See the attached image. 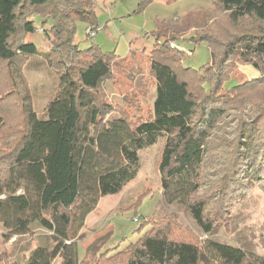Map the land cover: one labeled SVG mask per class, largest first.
I'll return each instance as SVG.
<instances>
[{
    "label": "trees",
    "instance_id": "1",
    "mask_svg": "<svg viewBox=\"0 0 264 264\" xmlns=\"http://www.w3.org/2000/svg\"><path fill=\"white\" fill-rule=\"evenodd\" d=\"M211 9V22L187 38L209 49V60L198 69L186 66L180 51L170 46L179 35L173 27L151 32L147 61L155 95L149 114L132 121L129 110L109 102L104 91L105 82L119 81L121 67L112 66L119 56L96 43L79 48L74 41L75 20L98 27L90 0H0V77L10 83H0V136L6 124L1 108L11 103L20 108L22 126L0 151V225L7 238L45 232L22 260L8 261L0 254V264H52L56 257L59 264H98L100 257L105 264H264L263 256L234 245L210 238L199 243L195 234L164 218L138 221L137 230L145 225L147 230L112 255L103 252L119 243L98 252L92 248L99 238L84 251L83 262L78 257L77 237L86 216L101 197L118 193L135 177L138 150L159 136L165 137L158 164L162 192L170 202L184 203L203 232L210 233L217 220L208 216L206 197L198 194L197 166L211 127L230 108L241 113L248 107L253 143L248 151L240 149L247 121L238 115L224 168L231 178L219 185L224 186L219 213L234 199L233 188L226 186H252L239 183L246 165L252 164L256 180L264 181V0H212ZM141 11L143 6L133 13ZM32 12L49 23L43 28L47 56L59 72V85L41 117L19 82L22 63L39 53L27 41L28 33L37 31ZM119 59L122 65L130 60ZM238 61L251 65L259 77L231 84ZM135 103L130 98L129 106Z\"/></svg>",
    "mask_w": 264,
    "mask_h": 264
},
{
    "label": "rangeland",
    "instance_id": "2",
    "mask_svg": "<svg viewBox=\"0 0 264 264\" xmlns=\"http://www.w3.org/2000/svg\"><path fill=\"white\" fill-rule=\"evenodd\" d=\"M90 1L93 4L98 21L97 32L91 40L88 39L85 33L87 22L75 20L74 41L79 48H87L91 43H96L103 52L115 51L120 57L128 56L130 58L125 65L120 63L119 58L113 61L112 66L114 69L121 67L122 71L120 70L118 74L119 81L104 83V91L109 102L129 110L132 121L144 117L149 114L155 95L154 82L149 75L147 61V54L152 46L153 37L150 36L151 34L146 35L145 33L153 27L160 26V24H154L159 23V19H163L164 22L169 20L166 17L159 18L160 15L163 16L164 12L170 15L171 10L168 8L177 5L183 6L188 0H177L171 5H163L161 2H165V0H154L150 7L145 8V12L141 11L142 13H133L132 11L137 7H142L146 0ZM190 1L192 5L195 4V8L186 16L184 24H189L186 30L178 29L179 26L176 27L181 24L183 17L181 10L177 13L180 18L170 19L167 25L180 30L177 39L170 42L181 49L172 48L180 51L183 63L186 66L198 69L209 60V49L206 43L195 44L187 38L191 37L197 27H202L211 22L212 9L211 5L208 4L206 11L203 7L204 10L195 15L198 11L197 7L206 5L207 2H205L206 0ZM190 6L186 5L185 11L189 10ZM154 14H157L155 19L153 18ZM29 17L33 19V24L36 27L46 28L49 25V23H43L41 16L35 12H32ZM176 21H179V24ZM27 41L35 43L38 46L39 53L27 56L26 62L22 63L19 82L22 87L25 85V90L23 89L25 91L24 96H27L32 109L41 117L46 103L57 90L59 72L49 62L47 56L48 45L44 30L37 29L34 33H28ZM232 75L231 84L259 77L258 71L242 61L237 62ZM0 83L4 87L10 85L2 77H0ZM3 90L6 91V89ZM132 97L136 98V103L134 106H129ZM9 99L14 101L15 95H11ZM1 111L6 124L0 136V151L7 148L10 140L16 139L20 135L18 130L22 127L21 111L14 103H11L9 107L1 108ZM248 112V107H245L241 113L237 108H230L225 118L211 127L210 133L207 135L209 142L204 145L201 152L200 165L197 166V174L201 179L198 194L206 197L208 216L211 214L217 220L210 233L203 232L184 203L170 202L162 192L158 164L165 137L159 136L153 144L138 150L139 167L135 177L126 183L118 193L106 194L101 197L97 207L86 216L84 226L80 229L77 237L79 260L83 262L87 258L83 256L84 251L95 240L101 238L100 244L92 248H96L95 250L98 252H103V249L107 250V248L116 246L119 243L117 247L112 248L110 251L103 252L104 257H107L118 252L117 250H120L129 242L135 241L147 230L149 227L147 225L143 226L142 230H137L138 221L147 219L149 220L148 223L152 224L153 221L163 218L164 220H170L183 232L195 234L199 243H202L206 238H210L264 257V181L256 180L255 167L252 164L246 165L244 175L239 177L240 184L244 183L249 186L248 182H250L252 186L246 188L241 185L226 186V189L233 188L234 199L229 206L219 213L222 208L219 205V195L222 187H224L219 185L223 184L228 177L231 178L230 173L227 174L228 169L224 168L229 163L231 152L229 141H232L237 133L238 115L249 122L243 123L244 133L242 137L244 142L240 145V149L243 148L248 151L251 149V143H253L254 132L249 131L251 119ZM9 126L11 128L13 126L14 130L10 131ZM3 135L7 140L3 138ZM234 176L233 171L232 178ZM231 189H229L227 195L231 193ZM139 197L143 198L137 203ZM134 216H138V221L133 220ZM44 234L45 232L37 230L33 234L7 238L0 225V254L5 255L8 261L22 260L35 245L44 239ZM110 258L114 259V257ZM103 259L100 257V263L98 264H105ZM111 262L109 261V264H112ZM59 263L60 258L56 257L52 264ZM91 263H93L92 260H89V264ZM116 263L115 261L114 264Z\"/></svg>",
    "mask_w": 264,
    "mask_h": 264
},
{
    "label": "crops",
    "instance_id": "3",
    "mask_svg": "<svg viewBox=\"0 0 264 264\" xmlns=\"http://www.w3.org/2000/svg\"><path fill=\"white\" fill-rule=\"evenodd\" d=\"M142 1V0H141ZM177 0H172V1H170V0H165V2H161V3H163V5H171L172 3H174V2H176ZM211 1L212 0H206L205 2H207V4L206 5H202V6H198L197 7V9H198V11L195 13V15L196 14H198V12H200L201 10H204L205 9V11H206V9H207V5L209 4V5H211ZM145 2V4L143 5V12H145V8H147V7H150L152 4H153V2H154V0H146V1H144ZM160 2V1H159ZM171 2V3H170ZM186 5H191L190 6V8H189V10H186L185 11V6ZM195 5V4H194ZM194 5H192V3H191V1L190 0H188V1H186V4L185 5H183V6H180V5H177V6H174V7H172V8H168V9H170L171 10V12H170V15L169 14H167V13H165L164 12V14H163V16H161L160 15V17L159 18H164V17H166V19L168 20H170V19H174V20H176V19H179L180 17L178 16V14L177 13H179V10H181L182 11V14H183V17H182V19H181V24L180 25H175L176 27H178V29H180V30H186V28H187V26L189 25H186V24H184V21L186 20V16L187 15H189L190 13H191V11H192V9L193 8H195L194 7ZM204 7V9H202ZM139 7H137V8H135V9H138ZM134 9V10H135ZM133 10V11H134ZM132 11V12H133ZM142 13V12H141ZM156 15L157 14H154L153 15V18L155 19L156 18ZM168 16H170V18H168ZM175 16V17H174ZM179 17V18H178ZM157 20V19H156ZM169 20L167 21V22H169ZM153 21H155V20H153ZM156 22V21H155ZM167 22H164L163 21V19H159V23L158 22H156V23H154L155 25H158V24H160V26H158V27H153V29H150L149 31H147L145 34L146 35H150L151 34V32H153L154 30H158V29H161V28H167L168 27V23ZM176 22H178V24H179V21H176ZM175 23V22H174ZM154 25V26H155ZM173 27V30H176V31H178V32H180V30H177V28H174V26H172ZM171 28V27H170ZM151 36V35H150ZM153 37V36H152ZM186 37V36H185ZM182 38H183V36H182ZM119 56V55H118ZM119 58H122V57H120L119 56Z\"/></svg>",
    "mask_w": 264,
    "mask_h": 264
},
{
    "label": "built area",
    "instance_id": "4",
    "mask_svg": "<svg viewBox=\"0 0 264 264\" xmlns=\"http://www.w3.org/2000/svg\"><path fill=\"white\" fill-rule=\"evenodd\" d=\"M38 30L43 31V27H37ZM98 27H94L93 25H87V27L85 28V33L89 36V37H94V35L97 32ZM170 46L171 47H177L178 49H181L179 46L175 45L173 42H170ZM189 54V53H188ZM134 221H138V216H134L133 218Z\"/></svg>",
    "mask_w": 264,
    "mask_h": 264
}]
</instances>
